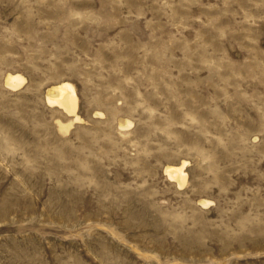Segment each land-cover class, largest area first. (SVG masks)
<instances>
[{
	"label": "rangeland",
	"instance_id": "1",
	"mask_svg": "<svg viewBox=\"0 0 264 264\" xmlns=\"http://www.w3.org/2000/svg\"><path fill=\"white\" fill-rule=\"evenodd\" d=\"M0 264H264V0H0Z\"/></svg>",
	"mask_w": 264,
	"mask_h": 264
},
{
	"label": "bare ground",
	"instance_id": "2",
	"mask_svg": "<svg viewBox=\"0 0 264 264\" xmlns=\"http://www.w3.org/2000/svg\"><path fill=\"white\" fill-rule=\"evenodd\" d=\"M25 78L17 73H6L3 82L6 87L11 89H17L22 83H24ZM45 101L50 106H56L62 109L67 116L72 117V121L79 122L81 118L76 114L77 100L73 86L68 82H60L58 84L52 85L45 90L44 93ZM60 129H66L71 125L58 123ZM130 122L125 119H119V126L121 128L128 127ZM185 162H182L178 166H169L165 169L166 175L170 178L169 180H174L178 186H182L185 182V173L183 172V167ZM164 171V170H163ZM202 204H207L205 200H201Z\"/></svg>",
	"mask_w": 264,
	"mask_h": 264
}]
</instances>
